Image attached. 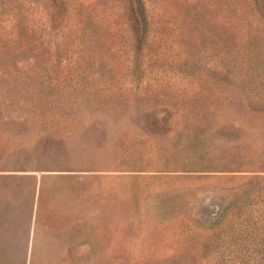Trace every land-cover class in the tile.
<instances>
[{
	"label": "rangeland",
	"instance_id": "obj_1",
	"mask_svg": "<svg viewBox=\"0 0 264 264\" xmlns=\"http://www.w3.org/2000/svg\"><path fill=\"white\" fill-rule=\"evenodd\" d=\"M13 1L19 30L58 20L78 37L73 50L85 44L106 54L105 73L118 63L132 79L138 68L156 69L159 43L137 44L125 0ZM149 1L152 17L163 18L171 0ZM203 11L212 16L217 6ZM213 30L199 40L209 42L212 59L195 66L201 74L217 63ZM162 64L172 76L188 74L169 59ZM204 75L206 96L193 92L189 103L198 110L194 126L159 90L94 113L82 107L70 115L75 125L45 124L28 114L31 101L11 78H0V264H264V107H250L239 93L208 97L213 70ZM194 139L204 143L200 152L187 148ZM195 156L216 164L203 169Z\"/></svg>",
	"mask_w": 264,
	"mask_h": 264
},
{
	"label": "trees",
	"instance_id": "obj_2",
	"mask_svg": "<svg viewBox=\"0 0 264 264\" xmlns=\"http://www.w3.org/2000/svg\"><path fill=\"white\" fill-rule=\"evenodd\" d=\"M125 3L129 4L128 11L131 14L129 17L127 14L125 21L135 29L137 44L148 49L156 42L161 49L153 59L154 64L156 63L154 72L149 71L151 67H137L139 75L133 79V73L128 71L127 65L120 69L119 63L109 64L110 74L105 73L102 65L107 62L103 52L92 51L85 44L82 45V52L73 50L74 47L71 46H74L73 41L78 37H72L70 30L64 31L57 24L58 20L47 21L49 24L40 30L30 28L28 32H22L18 25L23 17L15 2L0 0V26L7 22L12 28H0V78H11L16 91L31 101L27 110L31 117L45 124L75 125L79 119L70 115L82 107L93 108L89 112L94 113L102 110L105 104L113 103L115 108V103L140 101L149 91L159 90L162 91V96L158 98L163 103L174 106V114H181L186 122L193 125L198 121V110L196 106L190 105L192 93L206 96L203 83L208 80V76L204 73L212 70L214 76L205 87L210 94L208 97L239 93L245 97L250 107H264V0H171L168 6H162L164 10L161 14L164 17L157 19L152 17L149 0H133L131 4L125 0ZM214 3L217 13L212 16L204 15L203 10ZM185 12H189V25L192 26L188 27L189 30H184V25L187 24L183 20ZM207 26L215 28L213 44L216 47L217 63L214 62L213 67L206 66L209 71L201 74L195 69V66H199V61L206 65L208 62L212 63L211 57L207 55L211 45L207 42L203 46L202 41L201 45L199 41L207 38ZM85 36L86 32L80 40H84ZM59 39L64 47L57 52L55 44ZM132 41L126 37L124 42L131 45ZM186 41L190 44V49L184 46ZM53 51L57 53L53 54ZM123 59L125 62L128 60L127 57ZM168 59L175 66L187 69L188 74L178 77L165 72L167 70L163 68L162 62ZM73 62H76V67L71 69L69 66ZM63 63L65 66H62ZM242 65H245V69ZM117 73H122V76L118 77ZM128 82H134L130 87L134 88L132 92L124 90L123 85ZM152 98L158 100L156 97ZM4 99L3 93H0V104L4 103ZM226 99L222 97L219 106ZM212 107L214 104L205 105V109ZM193 144L198 148L190 144L187 147L190 152L194 149L200 152L203 149L199 146L203 147L204 143L199 140L194 139ZM190 156L192 155H188ZM199 158L195 156L194 162L200 163L203 169H211L216 164L211 160L206 165L205 162L198 161Z\"/></svg>",
	"mask_w": 264,
	"mask_h": 264
}]
</instances>
